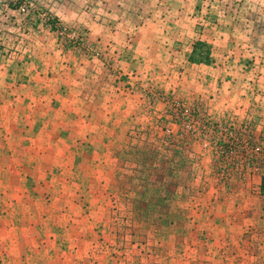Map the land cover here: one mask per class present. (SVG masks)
Listing matches in <instances>:
<instances>
[{
    "label": "rangeland",
    "instance_id": "374dc122",
    "mask_svg": "<svg viewBox=\"0 0 264 264\" xmlns=\"http://www.w3.org/2000/svg\"><path fill=\"white\" fill-rule=\"evenodd\" d=\"M152 1L182 18L181 44L207 42L220 58L264 56V0ZM95 2L0 0L4 65L21 62L39 26L57 30L43 17L55 18L52 6L75 3L93 18ZM61 26L96 47L53 31L64 49L103 59L90 24ZM31 71L0 68V264L264 262L251 230L240 231L246 209L237 201L264 177L248 148L264 146V105H230L214 117L208 103L220 85L206 90L188 72L165 86L133 75L78 89L70 73L62 93L52 77L30 85Z\"/></svg>",
    "mask_w": 264,
    "mask_h": 264
},
{
    "label": "crops",
    "instance_id": "0c3cea01",
    "mask_svg": "<svg viewBox=\"0 0 264 264\" xmlns=\"http://www.w3.org/2000/svg\"><path fill=\"white\" fill-rule=\"evenodd\" d=\"M55 6H52L50 10L61 24L77 22L91 25L90 38L99 43L103 49L105 54L103 59L86 57L81 52L64 49L63 45L58 43V33H54L57 31H51L47 25L44 29L40 26L37 28L33 35L34 43H30L32 47L28 54L20 58L21 62L7 59L13 64L6 62L7 65H4L6 55L0 53V68H32L34 72L31 71L32 77H29L30 85L31 81L37 83L42 78L52 77V82L55 81V84L59 82L58 89L62 93H68V87L61 81L68 80L74 73L76 74L75 85H78L76 89L86 81L101 82L115 76L119 79L124 77L131 79L133 75L135 77L140 75L143 84L148 85L150 81L156 80L157 84L161 83V86H165L177 83L180 75L189 73L190 80L206 83V90L210 86L220 85L221 95L215 94L216 97H212L211 103H208L210 113H213L214 117H221L226 110L230 109V105L239 107L249 104L258 105V103L264 105V56L260 58L258 55L256 60L253 57H251L252 60H246L244 56L234 53L235 56L228 54L220 58L215 54L216 46H212L210 63L192 61L194 41L188 46L181 44V37L176 33L175 25L181 24L182 18L170 13L174 8L170 10L164 8L163 11L160 1L96 0L94 8H97L98 14H95L93 18L83 11V7L75 3L62 5L63 7ZM58 8L60 9L57 12ZM229 45L231 44L228 43ZM243 47H246L248 52L252 48L247 43H244ZM198 71L202 73L198 75ZM250 90L254 94L252 97L249 95ZM255 90H261V95H257L259 97L255 96ZM193 94H196L194 97H198L201 93L195 91ZM259 123L256 124L257 129L261 127ZM263 180L264 177L256 180L257 183L260 182L261 190L244 194V205L240 201L242 195L237 201L241 202L240 206L243 210L246 209L240 216L245 219L240 231L245 236L250 229L253 233V244L258 249L264 250ZM249 217L251 220L247 221ZM258 258L259 256L256 257ZM257 263L264 264L262 260H258Z\"/></svg>",
    "mask_w": 264,
    "mask_h": 264
},
{
    "label": "built area",
    "instance_id": "2783aa9c",
    "mask_svg": "<svg viewBox=\"0 0 264 264\" xmlns=\"http://www.w3.org/2000/svg\"><path fill=\"white\" fill-rule=\"evenodd\" d=\"M27 9L26 7H21L20 8V12H26ZM43 17H45L46 21L49 22L50 24H53V17L52 15L48 14V13H44L43 14ZM55 27H56V31H58L59 35H61L60 38H62V41L64 43H66L67 41L70 42V43H78L79 46H82L83 48L85 47L87 50H92V51H95L96 50V47L94 46H89L88 44H86V42L83 41V37L79 38L80 34L77 33V32H72V30H67V28H63V26H61L62 24H60L59 22H55L54 23ZM248 145V143H247ZM248 148H252L251 150L254 152L253 153V158L259 163L260 165V162L262 164H264V146H248ZM253 161V160H252Z\"/></svg>",
    "mask_w": 264,
    "mask_h": 264
},
{
    "label": "trees",
    "instance_id": "16d2710c",
    "mask_svg": "<svg viewBox=\"0 0 264 264\" xmlns=\"http://www.w3.org/2000/svg\"><path fill=\"white\" fill-rule=\"evenodd\" d=\"M11 7H19L20 4H10ZM53 22H59L58 19L53 18ZM52 29H55V25L52 24L51 26ZM211 46L207 43V42H203L201 40H199L198 42H196L194 44V49H193V53L191 55V60L197 63H210L211 61ZM262 189H264V180H263V186Z\"/></svg>",
    "mask_w": 264,
    "mask_h": 264
}]
</instances>
